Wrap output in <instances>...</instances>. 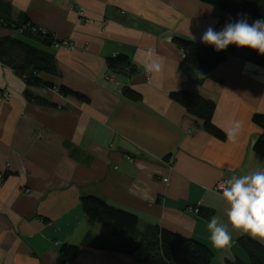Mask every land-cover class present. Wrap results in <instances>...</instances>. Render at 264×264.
Masks as SVG:
<instances>
[{"label": "crops", "instance_id": "0c3cea01", "mask_svg": "<svg viewBox=\"0 0 264 264\" xmlns=\"http://www.w3.org/2000/svg\"><path fill=\"white\" fill-rule=\"evenodd\" d=\"M0 2L9 4L11 19L26 16L72 45L46 48L57 74L41 76L52 87L27 86L0 62V264H140L89 246H79L72 259L60 254L62 244L79 245L87 233L111 236L83 213L85 196L135 214L140 231L158 227L204 243L211 264H247L236 243L244 232L229 223V204L214 187L221 178L264 170V157L252 148L261 129L251 120L264 114V67L229 55L200 72L184 63L174 42L202 43L221 10L201 0ZM7 35L14 32L0 28V37ZM148 49L158 72L145 71ZM120 55L134 66L129 74L106 66ZM60 86L81 98L59 93ZM124 87L140 99L124 96ZM179 90L213 100L212 121L224 132L239 121L235 141L204 131L169 98ZM199 207L227 225L228 246L212 245L210 219Z\"/></svg>", "mask_w": 264, "mask_h": 264}, {"label": "trees", "instance_id": "16d2710c", "mask_svg": "<svg viewBox=\"0 0 264 264\" xmlns=\"http://www.w3.org/2000/svg\"><path fill=\"white\" fill-rule=\"evenodd\" d=\"M201 1L220 9L223 13L213 26L217 31L229 20L235 21L241 16H246L249 23L264 18V0ZM0 28L14 32L13 36L0 37V62L23 77L27 86L52 87L53 84L41 76L42 74L49 76L57 74L54 57L46 51V48L61 42L51 33L39 29L26 16H21L17 20L11 19L10 6L5 2H0ZM174 42L183 52L184 63L200 72H211L229 55L244 56L256 65L264 67V55L248 47H237L235 44H230L226 49L217 52L212 45L203 42L195 43L181 38H175ZM106 66L113 72L128 74L134 68L130 61L122 55L107 58ZM58 91L63 95L81 98L79 93L63 86H60ZM122 94L132 100H139L141 97L130 87H124ZM26 95L31 99L30 94ZM169 98L183 106L208 134L220 140L225 139L226 133L212 121L215 110L213 100L188 90L171 92ZM32 100L37 103L46 102L37 97ZM251 120L261 129L252 148L264 157V114L254 113ZM81 208L90 221L108 227L111 236H93L87 233L79 245L62 244L59 252L66 259L74 258L79 246H89L131 255L140 264H211L213 254L204 243L158 227H147V230L140 231L135 214L108 205L100 198L82 197ZM196 209L204 219H211L214 215L212 209L204 207ZM236 243L244 251L248 260L247 264H264V242L243 233L237 237ZM234 264L246 263L236 260Z\"/></svg>", "mask_w": 264, "mask_h": 264}, {"label": "clouds", "instance_id": "9594fccd", "mask_svg": "<svg viewBox=\"0 0 264 264\" xmlns=\"http://www.w3.org/2000/svg\"><path fill=\"white\" fill-rule=\"evenodd\" d=\"M164 38L171 40V36L167 34ZM200 39L201 42L212 45L217 52L235 44L237 47L255 49L258 54L264 55V18L249 23L246 16H241L235 21L229 20L219 31L209 26ZM152 54V49L144 53L146 72H158L161 69V64L152 60ZM240 128V122L233 121L231 127L225 129L228 139L235 141ZM220 189L229 204L227 217L232 227L264 240V170L257 169L245 175H234ZM207 228L211 233L213 246L223 249L230 244L232 236L227 225L213 217Z\"/></svg>", "mask_w": 264, "mask_h": 264}, {"label": "built area", "instance_id": "2783aa9c", "mask_svg": "<svg viewBox=\"0 0 264 264\" xmlns=\"http://www.w3.org/2000/svg\"><path fill=\"white\" fill-rule=\"evenodd\" d=\"M61 44H63V45H68V46L72 47V45H71L69 42H67V41H62ZM225 181H226L225 178H221V179H219V180L216 182V184H215V187H214L215 190L218 191V192H221L220 186H221L222 184H224Z\"/></svg>", "mask_w": 264, "mask_h": 264}, {"label": "bare ground", "instance_id": "6f19581e", "mask_svg": "<svg viewBox=\"0 0 264 264\" xmlns=\"http://www.w3.org/2000/svg\"><path fill=\"white\" fill-rule=\"evenodd\" d=\"M183 53V52H182Z\"/></svg>", "mask_w": 264, "mask_h": 264}]
</instances>
